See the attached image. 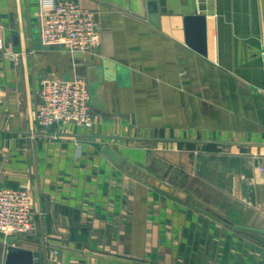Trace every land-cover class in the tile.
<instances>
[{
  "label": "crops",
  "instance_id": "0c3cea01",
  "mask_svg": "<svg viewBox=\"0 0 264 264\" xmlns=\"http://www.w3.org/2000/svg\"><path fill=\"white\" fill-rule=\"evenodd\" d=\"M55 1L0 0V187L33 205L23 242L0 236L3 264L8 245L41 264H264V233L235 226L264 230V0H74L100 40L80 56L40 43ZM186 15L203 17V53ZM54 77L85 82L91 127L36 124L40 81ZM175 143L218 153L228 176L213 210L209 193L203 207L147 178L151 151Z\"/></svg>",
  "mask_w": 264,
  "mask_h": 264
},
{
  "label": "built area",
  "instance_id": "2783aa9c",
  "mask_svg": "<svg viewBox=\"0 0 264 264\" xmlns=\"http://www.w3.org/2000/svg\"><path fill=\"white\" fill-rule=\"evenodd\" d=\"M43 46H59L70 52H86L99 46L94 11L74 0H56L44 13L39 25ZM4 40L0 32V52ZM36 124L41 128L73 123L91 127L89 91L82 79L43 78L40 81ZM33 229V205L23 188L0 187V236L15 244L29 236Z\"/></svg>",
  "mask_w": 264,
  "mask_h": 264
},
{
  "label": "rangeland",
  "instance_id": "374dc122",
  "mask_svg": "<svg viewBox=\"0 0 264 264\" xmlns=\"http://www.w3.org/2000/svg\"><path fill=\"white\" fill-rule=\"evenodd\" d=\"M154 145V144H153ZM155 146V145H154ZM144 170L147 178L153 184H165L169 187H181L187 190L193 200L200 206L207 201L209 193V209L218 204V180L225 181L228 174L218 172V153L210 152L201 146L185 143H175L171 146L165 145L161 148H154ZM222 164H232V159L223 158ZM225 178V179H224ZM208 191V192H207ZM230 196V195H229ZM206 198V199H205ZM222 207L231 212L234 205L228 199L221 197ZM225 201V204H223ZM18 242H23L20 240ZM0 264H3V257L0 255Z\"/></svg>",
  "mask_w": 264,
  "mask_h": 264
},
{
  "label": "water",
  "instance_id": "95a60500",
  "mask_svg": "<svg viewBox=\"0 0 264 264\" xmlns=\"http://www.w3.org/2000/svg\"><path fill=\"white\" fill-rule=\"evenodd\" d=\"M153 2L155 0H152ZM185 31H186V43L195 48L199 52L203 53L205 49L204 45V29H203V17L195 15H186L184 17ZM14 42H17V32L13 30ZM18 51V48L15 47ZM81 52H78L77 56H80ZM103 153L114 163H122L124 160L108 145L102 146ZM128 165L129 163L126 162ZM238 227H245L254 231L264 233V230L256 227H249L244 225L235 224ZM4 264H41L40 254L38 251H29L17 246L8 245L6 249Z\"/></svg>",
  "mask_w": 264,
  "mask_h": 264
}]
</instances>
